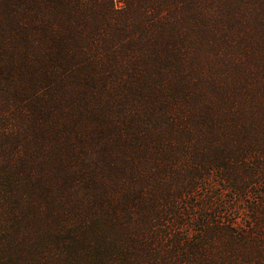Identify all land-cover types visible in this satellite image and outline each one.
<instances>
[{"label":"rangeland","instance_id":"rangeland-1","mask_svg":"<svg viewBox=\"0 0 264 264\" xmlns=\"http://www.w3.org/2000/svg\"><path fill=\"white\" fill-rule=\"evenodd\" d=\"M116 3L118 7L124 4L123 0ZM19 5L18 1L0 0L1 72L12 62L23 61L24 53H32L18 37L20 21H25ZM194 10L191 5L186 9L185 15L192 16V29L182 31L177 42L184 49L168 67L171 71L189 68L190 98L180 94L176 80L170 81L157 105L139 103L135 113L123 111L134 103L131 92L116 90L106 97L125 104L106 113L107 129L123 127L130 139L105 147L106 151H116L119 144L130 155L125 160L121 154L118 161L114 159L115 165L109 158L101 165L90 158L85 161L84 156L78 157V151H72L71 142L64 141V137L73 138L74 126L64 122L65 113L75 108L85 110L81 100L69 108L75 103L65 100L58 104L51 97L47 105L39 106L41 117L36 116L15 101L11 96L14 87L8 92V83L0 74V264H183L182 256L190 251L194 254V250L175 251L169 237L161 241L158 230L164 229L160 220L179 219L184 210L185 231L186 220L193 222L200 217L201 211L194 204H206L211 196V206L221 213L215 217L221 228L231 227L232 221L242 231L252 219H264V198L240 197L229 190L228 180L219 176L208 185L209 192L187 187L192 183L195 162L192 143L197 146L194 142L203 141L208 133L220 136L228 127L224 113L230 105L225 97H235L232 106L241 108L251 96L253 102L262 104L258 97L264 95V43L257 42L262 36L258 38L254 21L247 16L230 29L226 40L223 31L213 35L212 29L196 23ZM223 18L230 21L228 13ZM251 39H256V53L249 49ZM203 92L213 100L203 98ZM203 102L208 108L201 110ZM55 107L61 111L55 113ZM198 107L207 112L194 116L192 111ZM217 115L221 131L212 124ZM53 122L59 128L52 132ZM39 125L52 127L46 133ZM186 125L192 126V132ZM27 126L33 128L28 130ZM149 128L155 129L153 137L134 136ZM60 129L63 134L58 136ZM74 161L77 169L72 166ZM117 162L124 171L115 169ZM216 173L222 177L221 172ZM94 174L96 182L91 186ZM106 193L110 201L105 200ZM183 202H192V208L187 210ZM195 230L196 226L188 228L192 240L197 236ZM211 240L200 242L199 255L204 250L206 264H264L262 238L261 244H256L249 236L221 233ZM154 243L157 255L146 253L148 244Z\"/></svg>","mask_w":264,"mask_h":264},{"label":"trees","instance_id":"trees-1","mask_svg":"<svg viewBox=\"0 0 264 264\" xmlns=\"http://www.w3.org/2000/svg\"><path fill=\"white\" fill-rule=\"evenodd\" d=\"M11 1L20 4V15L25 21H20L18 37H21L25 47L29 45L32 53H24L23 61L12 62L3 68V72L0 70L8 83L6 88L14 87L8 92L12 90L14 94L11 96L20 101L24 111L29 110V113L40 117L43 112L39 106L47 105L51 97L58 104L65 100L74 102L69 108H75L81 100L85 110L75 108L70 114L65 113L64 122H73L74 126L73 138L64 137V141L72 143V151H78L79 158L84 156L85 161L90 158V162L99 165L108 158L115 165L114 159L118 161L121 154L125 160L130 159L122 145H116V151L105 149L110 143L114 146L121 141H130L129 136L124 135L125 128L107 129L106 113L125 105L113 102L111 98L106 99L110 93L116 90L132 93L134 103L124 108L125 113L138 112L139 103L153 102L157 105L161 95L168 90L170 81L176 80L180 94L190 98L192 78L191 73H186L189 68L179 70L176 67L178 71L168 68L172 58L180 57L184 49L177 42L183 35L182 31L192 29V16L185 15L188 6L195 9L196 23L212 29L213 35L223 31L226 40L230 29L249 17L254 21L258 38L262 36L257 42L264 43V0H123L124 4L119 7L116 0ZM225 13L230 15L228 23L223 18ZM202 16L206 18L202 20ZM254 40H250L252 47L249 49L256 53ZM59 93L64 97L60 98ZM205 96L210 102L213 100L203 92V98ZM252 98L244 101L245 108L242 109L243 105L241 108L232 106L236 103L235 97L226 96L225 101L230 108L226 109L224 120L228 127L225 126L223 131L218 126L217 115L212 124L222 130L220 136L212 132L205 135L203 141H195L197 146L192 143L195 162L192 183L187 187L193 188L194 192L197 191L195 188L209 192L208 185H212L213 179L219 176L224 181L228 180L229 190L240 197L256 195L257 200L264 198V95L258 97L262 104L253 102ZM203 103L199 104L201 110L208 108L207 102ZM52 110L55 113L61 111L58 107ZM201 110L198 107L192 113L201 116L207 112V109L204 112ZM79 118L81 121H78ZM52 126L39 125V129L46 132L52 127L53 132L59 128L54 122ZM30 127L27 126L28 130ZM185 128L192 132L191 125ZM52 132L51 136H54ZM154 132L155 129L149 128L141 132L143 135L135 132L134 136L151 138ZM56 134L61 136L63 131L57 130ZM75 162L72 166L77 169ZM115 169L124 171L120 162ZM216 172H221L222 177ZM233 173H236L235 177ZM95 182L96 174L91 176L89 184L92 186ZM104 197L106 201L111 199L107 193ZM211 198H206V204L203 201L194 204L201 214L193 222L192 219L186 220L188 226L185 225V231L182 229L185 224L184 210L179 219L160 220L164 229L158 230L161 241L169 237L174 241L172 246L175 251L194 250V254L190 251L182 256L180 261L183 264H206L202 255L204 250L199 255L200 242L203 239L212 241L214 235L216 237L221 233L230 237L249 236L250 241L256 244H261L259 239L262 238L264 244V219H252L253 222L242 231L232 221L231 227L221 228L219 220L215 219L221 213L211 206ZM183 204L187 210L192 208V202ZM254 212L257 214V210ZM192 226H196L195 240L188 231ZM156 246L155 243L148 244L146 253L157 255Z\"/></svg>","mask_w":264,"mask_h":264}]
</instances>
